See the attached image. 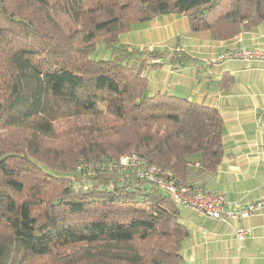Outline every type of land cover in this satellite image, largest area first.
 Wrapping results in <instances>:
<instances>
[{
    "label": "trees",
    "instance_id": "obj_1",
    "mask_svg": "<svg viewBox=\"0 0 264 264\" xmlns=\"http://www.w3.org/2000/svg\"><path fill=\"white\" fill-rule=\"evenodd\" d=\"M168 15L225 41L264 22V0H0V264H187L183 211L112 169L135 153L203 184L225 158L217 108L150 90L148 69L194 58L121 41Z\"/></svg>",
    "mask_w": 264,
    "mask_h": 264
},
{
    "label": "crops",
    "instance_id": "obj_2",
    "mask_svg": "<svg viewBox=\"0 0 264 264\" xmlns=\"http://www.w3.org/2000/svg\"><path fill=\"white\" fill-rule=\"evenodd\" d=\"M140 27L127 33L123 44L151 51L177 49L194 58L185 66L166 59L159 68L148 69L151 93L215 107L224 119L225 158L215 173H200L193 181L225 194L240 208L264 203V65L212 60L227 50L264 49V22L225 41L210 32L191 33L188 20L176 15ZM230 79L233 84L227 91L217 85ZM181 220L190 231L183 245L187 264H264V209L231 225L192 211H183ZM235 228L253 229L254 235L239 243Z\"/></svg>",
    "mask_w": 264,
    "mask_h": 264
},
{
    "label": "built area",
    "instance_id": "obj_3",
    "mask_svg": "<svg viewBox=\"0 0 264 264\" xmlns=\"http://www.w3.org/2000/svg\"><path fill=\"white\" fill-rule=\"evenodd\" d=\"M229 61L254 62L264 65V49L227 50L219 54L214 64ZM199 167V164H196ZM113 170L124 173L131 172L137 178L154 183L163 192L170 195L174 203L182 210L192 211L199 216L231 225L232 221L253 217L264 209V203L259 202L240 208L228 200L223 193L211 192L203 184H183L172 173L151 166L147 160L138 154H128L114 164ZM234 235L239 243L252 238L253 229L235 228Z\"/></svg>",
    "mask_w": 264,
    "mask_h": 264
},
{
    "label": "rangeland",
    "instance_id": "obj_4",
    "mask_svg": "<svg viewBox=\"0 0 264 264\" xmlns=\"http://www.w3.org/2000/svg\"><path fill=\"white\" fill-rule=\"evenodd\" d=\"M140 26H145V24H142V25L141 24H139V25H133L131 27V30L129 32H133V31L138 30L139 28H141ZM129 32H127V33H129ZM127 33H124V34L121 35V41H122V43H125L126 42L125 39L128 36ZM182 38H183L182 36H179V38L177 39V41L180 42L182 40ZM135 47H138V45H135ZM104 57L105 58H108L109 57V54L106 55L104 49L103 48H101V49L99 48L93 55L90 56V59H92V60H100V59H103ZM212 60H215V59L212 58ZM130 154H134V153H130ZM126 155H128V154H126ZM203 185L206 186L205 184H203ZM77 186H79V185H77ZM84 186H85V188L88 187V186H91V183L90 182H86ZM182 211H187V210H182Z\"/></svg>",
    "mask_w": 264,
    "mask_h": 264
}]
</instances>
